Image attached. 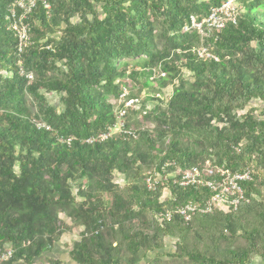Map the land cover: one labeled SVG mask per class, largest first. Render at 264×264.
Masks as SVG:
<instances>
[{
    "label": "trees",
    "instance_id": "obj_1",
    "mask_svg": "<svg viewBox=\"0 0 264 264\" xmlns=\"http://www.w3.org/2000/svg\"><path fill=\"white\" fill-rule=\"evenodd\" d=\"M16 1L0 0V255L12 251L0 264H35L76 227L68 250L76 264L264 259V0H234L235 22L208 35L191 19L202 22L224 0H47L28 16L31 43L20 54L5 20ZM155 71L164 75L153 80ZM129 82L171 93L148 110L121 104L131 134L86 142L114 126ZM255 100L260 107L249 106ZM206 159L250 172L247 202L158 222L165 207L211 192L172 185L160 202L162 187L149 191L146 171ZM165 238L175 240L172 252H160Z\"/></svg>",
    "mask_w": 264,
    "mask_h": 264
},
{
    "label": "built area",
    "instance_id": "obj_2",
    "mask_svg": "<svg viewBox=\"0 0 264 264\" xmlns=\"http://www.w3.org/2000/svg\"><path fill=\"white\" fill-rule=\"evenodd\" d=\"M39 3L44 8H49L47 0H17L7 8L5 20L7 27L13 31L17 38L19 54L31 43L30 26L27 19ZM236 8L237 4L234 0H224L220 6L212 8L207 18L202 22H195L192 18L190 27L198 29L203 35H208L212 30L222 29L227 22L234 23L237 16ZM187 29L188 27H185V30ZM195 52L199 57H213L205 48H197ZM160 75H164V73ZM124 95L125 90L120 97ZM124 104L126 107L130 102H125ZM123 114L124 109L118 110L117 121L114 126L108 128L106 132L86 139V142L93 143L98 140H104L116 133L131 134L130 131L124 129ZM169 165V163H164L159 170L155 168L149 169L144 177L145 187L149 191H156L159 187H162L160 202L165 199H171L170 186L172 185L203 187L207 188L211 194L201 203L187 201L171 208L165 207L163 211L155 216L158 222L169 220L173 214L188 220L192 215L211 213L216 209L228 212L235 210L241 202H247L242 186L243 182L251 178L247 169L232 171L223 165L214 164L210 159H206L199 166L178 169L172 172L166 170ZM11 254V249H7L0 255V261L7 260Z\"/></svg>",
    "mask_w": 264,
    "mask_h": 264
},
{
    "label": "rangeland",
    "instance_id": "obj_3",
    "mask_svg": "<svg viewBox=\"0 0 264 264\" xmlns=\"http://www.w3.org/2000/svg\"><path fill=\"white\" fill-rule=\"evenodd\" d=\"M160 74L161 73L159 71H155L153 73L152 79L154 80L158 76H161ZM184 75L186 78L190 79V76L188 73H185ZM129 86L131 87L129 90L124 89L125 95L122 97H119V99L115 102V112H117L121 108L122 106L121 104L125 102H130L129 105L134 104L135 109H139L141 107L142 102H144V107L146 108V110L151 109L153 105L156 103V102H153L151 98L158 97L162 100H166L171 93V86H168L163 89H159L158 87L155 86L154 83H152V87H148V88H141V85L135 84L133 82L132 83L129 82ZM129 92L133 94V96H136V97H133L132 99H126V96L129 94ZM46 96L48 100L50 101V103L54 104L56 107H58V109H61V106L59 103V96L57 94L51 93V94H47ZM249 106L260 107L261 104H260V101L255 100L251 102ZM122 120L124 121V118H122ZM144 126L150 128L151 124H145ZM115 181L120 185H123V182H124L123 178L120 177L119 175H116ZM65 221L68 222L69 220L65 218ZM81 229H82L81 227L80 228L76 227L72 229L71 231L66 232L62 235L63 238L66 239L65 240L66 246L62 248L63 250L60 252V256L58 257L65 259V261H67L68 264H76L75 262L69 259L68 250L71 248L73 242L79 239V233ZM174 242L175 240L173 238H165L164 248L161 249L160 252H172L174 250ZM49 254L50 253H48L47 255ZM44 255H42L41 257L37 259V264H47ZM152 255L153 254H151V256ZM161 260H162V263L166 262V258H162ZM156 264H159V263H156ZM250 264H264V259L259 258V257H254Z\"/></svg>",
    "mask_w": 264,
    "mask_h": 264
},
{
    "label": "crops",
    "instance_id": "obj_4",
    "mask_svg": "<svg viewBox=\"0 0 264 264\" xmlns=\"http://www.w3.org/2000/svg\"><path fill=\"white\" fill-rule=\"evenodd\" d=\"M65 240L66 239H64L63 236H61L60 240L51 247L50 251L46 252L45 255L43 254L45 257V260L46 258H59V259L65 260L63 258L58 257L60 256V252L63 250L62 248L66 246ZM48 253L50 254L47 255ZM35 264H37V260L35 261Z\"/></svg>",
    "mask_w": 264,
    "mask_h": 264
}]
</instances>
